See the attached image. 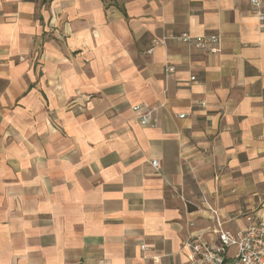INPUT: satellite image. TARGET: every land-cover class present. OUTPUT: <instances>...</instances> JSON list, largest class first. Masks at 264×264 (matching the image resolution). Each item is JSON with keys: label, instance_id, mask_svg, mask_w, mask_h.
<instances>
[{"label": "crops", "instance_id": "0c3cea01", "mask_svg": "<svg viewBox=\"0 0 264 264\" xmlns=\"http://www.w3.org/2000/svg\"><path fill=\"white\" fill-rule=\"evenodd\" d=\"M181 32L223 50L161 43ZM263 207L251 0H0V264H190L211 208L237 231Z\"/></svg>", "mask_w": 264, "mask_h": 264}, {"label": "built area", "instance_id": "2783aa9c", "mask_svg": "<svg viewBox=\"0 0 264 264\" xmlns=\"http://www.w3.org/2000/svg\"><path fill=\"white\" fill-rule=\"evenodd\" d=\"M251 2L255 15L260 22H264V0H251ZM169 39H177L202 52L216 54L223 50V36L220 32L202 35H192L189 32L169 33L161 39V43ZM158 42L160 41H155V43ZM152 51L153 47L148 52ZM165 71L168 74L174 73L175 66L170 65L165 68ZM191 79L196 80V76L193 75ZM159 106L161 105H134L133 109L137 113L139 123L156 126L158 119L155 115ZM178 116L184 118L186 114L181 113ZM159 164L158 160L152 161V165L156 168ZM211 210L217 225L213 229L217 241L208 239L203 234L190 235L185 241V245L191 251L190 264H264V207L254 216L246 214L250 221L249 225L237 231L225 229L217 211L212 208ZM191 225L194 224L191 223ZM233 247L235 252L231 254L230 249ZM141 248L146 250L148 245L144 243Z\"/></svg>", "mask_w": 264, "mask_h": 264}]
</instances>
